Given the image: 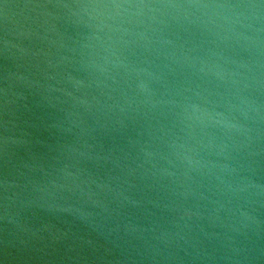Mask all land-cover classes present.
<instances>
[{"label":"water","instance_id":"water-1","mask_svg":"<svg viewBox=\"0 0 264 264\" xmlns=\"http://www.w3.org/2000/svg\"><path fill=\"white\" fill-rule=\"evenodd\" d=\"M0 264H264V0H0Z\"/></svg>","mask_w":264,"mask_h":264}]
</instances>
